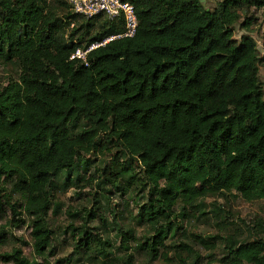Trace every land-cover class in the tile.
<instances>
[{
	"label": "trees",
	"instance_id": "trees-1",
	"mask_svg": "<svg viewBox=\"0 0 264 264\" xmlns=\"http://www.w3.org/2000/svg\"><path fill=\"white\" fill-rule=\"evenodd\" d=\"M124 1L135 9V36L83 62L70 58L122 25L74 15L63 0H0V63L17 73L0 86V215L11 212L0 242L27 216L35 251H46L55 179L103 148L113 153L106 181L142 193L139 218L153 237L141 247L152 260L168 255L172 220L202 199L264 202L258 48L251 37L234 39L243 7L262 9L264 0H222L212 11L201 0ZM79 235L85 248L101 243L85 226ZM221 244L220 264H264L262 238ZM0 262L38 264L20 248L0 253ZM121 264H135L133 254Z\"/></svg>",
	"mask_w": 264,
	"mask_h": 264
},
{
	"label": "rangeland",
	"instance_id": "rangeland-1",
	"mask_svg": "<svg viewBox=\"0 0 264 264\" xmlns=\"http://www.w3.org/2000/svg\"><path fill=\"white\" fill-rule=\"evenodd\" d=\"M220 2L222 0H201L209 11ZM247 20L250 27L245 30L241 25ZM245 36L257 44L259 80L264 90V8L250 6L240 11L234 39L239 41ZM16 74L14 68L0 63V86L16 78ZM112 158L113 153L103 148L90 157L83 156L74 171H64L55 179V206L48 217L53 239L46 251L42 254L35 251L31 224L26 216L23 224L7 227L6 242H0V253L20 248L30 261L38 264H121V259L128 254H133L135 264H220L224 252L221 243L226 238L241 243L264 239V202L247 203L234 194L209 196L197 203L186 218L178 215L172 220L165 243L169 246L168 255L152 260L141 247L153 237L149 225L139 218V208L144 204L142 193L135 188L126 193L117 192L106 181ZM85 160L89 163L83 167ZM118 164H122V160H118ZM134 166L140 170L137 163ZM14 200H18V196H14ZM10 218L7 208L0 215V227ZM84 226L101 243L93 242L85 248L82 243L86 236L79 235ZM181 245L179 250L173 248ZM103 250L108 254L100 255Z\"/></svg>",
	"mask_w": 264,
	"mask_h": 264
},
{
	"label": "built area",
	"instance_id": "built-area-1",
	"mask_svg": "<svg viewBox=\"0 0 264 264\" xmlns=\"http://www.w3.org/2000/svg\"><path fill=\"white\" fill-rule=\"evenodd\" d=\"M74 15L93 19L97 16L105 17L115 25L121 24L123 29L119 34L105 38L102 42L90 44L86 49L79 48L71 56V60L79 59L86 62V55L91 51L110 43L111 41L132 38L137 30V17L133 5L124 0H63Z\"/></svg>",
	"mask_w": 264,
	"mask_h": 264
}]
</instances>
